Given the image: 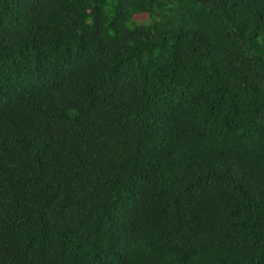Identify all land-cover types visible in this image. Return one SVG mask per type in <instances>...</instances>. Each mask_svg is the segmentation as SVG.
<instances>
[{"label": "trees", "instance_id": "trees-1", "mask_svg": "<svg viewBox=\"0 0 264 264\" xmlns=\"http://www.w3.org/2000/svg\"><path fill=\"white\" fill-rule=\"evenodd\" d=\"M0 264H264V0H0Z\"/></svg>", "mask_w": 264, "mask_h": 264}, {"label": "rangeland", "instance_id": "rangeland-1", "mask_svg": "<svg viewBox=\"0 0 264 264\" xmlns=\"http://www.w3.org/2000/svg\"><path fill=\"white\" fill-rule=\"evenodd\" d=\"M133 21L137 23H148L150 19L144 15H137L133 18Z\"/></svg>", "mask_w": 264, "mask_h": 264}]
</instances>
